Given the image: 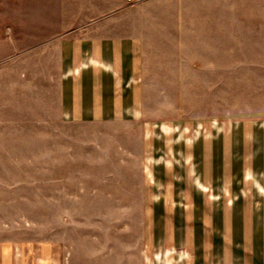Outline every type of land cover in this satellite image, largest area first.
<instances>
[{"label":"rangeland","instance_id":"1","mask_svg":"<svg viewBox=\"0 0 264 264\" xmlns=\"http://www.w3.org/2000/svg\"><path fill=\"white\" fill-rule=\"evenodd\" d=\"M51 3L74 26L81 0ZM130 19L138 111L123 118L59 120L41 81L0 65L1 240L51 243L65 264H160L157 221L173 208L159 185L191 182L196 137L264 121V0H145Z\"/></svg>","mask_w":264,"mask_h":264},{"label":"crops","instance_id":"2","mask_svg":"<svg viewBox=\"0 0 264 264\" xmlns=\"http://www.w3.org/2000/svg\"><path fill=\"white\" fill-rule=\"evenodd\" d=\"M42 1L21 9L0 0L3 70L10 65L33 88L41 81L44 111L54 102L59 120L101 122L138 111L139 39L130 15L145 0H81L72 27L61 18L64 3L56 10ZM26 95L35 101L34 89ZM224 126L191 141V182L159 185L156 200L173 208L157 221L160 264H264V121ZM0 264L65 262L51 243L0 239Z\"/></svg>","mask_w":264,"mask_h":264},{"label":"bare ground","instance_id":"3","mask_svg":"<svg viewBox=\"0 0 264 264\" xmlns=\"http://www.w3.org/2000/svg\"><path fill=\"white\" fill-rule=\"evenodd\" d=\"M162 129L166 132L171 130V126L169 124H162Z\"/></svg>","mask_w":264,"mask_h":264}]
</instances>
